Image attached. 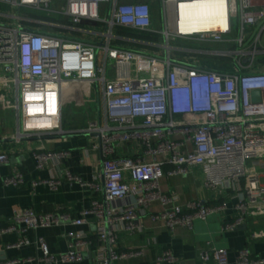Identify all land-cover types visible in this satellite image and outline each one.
Masks as SVG:
<instances>
[{
  "label": "built area",
  "instance_id": "2783aa9c",
  "mask_svg": "<svg viewBox=\"0 0 264 264\" xmlns=\"http://www.w3.org/2000/svg\"><path fill=\"white\" fill-rule=\"evenodd\" d=\"M155 1L162 13L161 30L153 26ZM186 1L190 0H0L5 7L0 9V104L12 106L18 114L19 127L12 139L86 134L97 138L92 147L101 154L100 170L91 182L68 170L63 177L41 182L53 190L64 180L89 188L93 195L89 209L77 216L19 209L0 223V235L65 224L95 227L92 236L82 230L68 232V249L60 254L52 253L45 238L37 237L34 244L40 255L26 261L82 264L90 255L92 264H116L142 257L145 245L124 248L118 234L144 233V217L169 231L192 230L195 222L207 221L226 208L225 203L201 201L181 206L176 193L163 191V178L186 176L194 166H200L208 189L245 190L235 206L237 215L223 224L222 232L235 231L249 215H264V70L255 62L264 54V0H225L227 29L191 34L180 33L174 23L177 9ZM234 20L237 36L232 37ZM118 27L160 34L165 53L116 44L139 42L118 35ZM180 40L218 47L190 49L179 45ZM191 54L229 60L219 64L226 68L217 69ZM99 85L104 122L91 121L82 130L64 129V107ZM254 92H259L258 101ZM130 142L142 146L143 157L116 156L117 143ZM32 155L42 169L69 153ZM158 156L166 160L159 161ZM8 161V154L0 152V164ZM4 183L23 184V176L16 173ZM154 203L162 210L150 212ZM261 238L264 229L251 234L252 240ZM30 244L20 239L7 249ZM198 259L230 264L229 251L219 247L203 249ZM178 262L173 249L163 247L153 264ZM236 263L264 264V256L253 257L243 248Z\"/></svg>",
  "mask_w": 264,
  "mask_h": 264
},
{
  "label": "crops",
  "instance_id": "0c3cea01",
  "mask_svg": "<svg viewBox=\"0 0 264 264\" xmlns=\"http://www.w3.org/2000/svg\"><path fill=\"white\" fill-rule=\"evenodd\" d=\"M158 10L160 18L159 15L155 16L153 10L155 30L163 29V18L159 4ZM151 34L153 39L149 36ZM149 35L146 34L141 38L130 37L139 42L115 41V43L122 44L127 48L150 52L158 51L160 54H164L165 50L160 46L164 43L162 36L155 32H151ZM182 42L187 41L180 40V43ZM181 46L188 48L182 44ZM191 48L194 49L195 46ZM173 53L178 54V51ZM191 56L199 58L201 55L191 54ZM208 65L216 68L212 62ZM108 75L110 77V73ZM94 120L102 123L105 120L101 85L88 91L85 98L70 100L63 109V128L66 130H82L88 126L89 122ZM18 127L19 117L15 109L12 106L4 108L0 104V152L9 156L7 163L0 164V223L5 224L19 209L32 208L39 213L67 212L73 216L79 215L82 210L89 209L93 196L89 188L64 180L57 190H53L41 182L50 178L63 177L65 170L79 176L85 182L93 181L94 176L100 170L101 161L100 151L92 147L97 138L77 133L17 141L12 139V136L17 133ZM41 151H66L69 155L63 158H55L44 168L39 169L36 167L32 154ZM116 156L121 158L143 157V148L137 142L117 143ZM145 159L151 161L152 158L145 156ZM157 160L164 161L166 156H158ZM165 167L168 168V166ZM16 173L22 174L24 183L6 185L4 179ZM202 177L200 166H194L191 168V173L186 176L163 178L161 187L165 192L176 193L178 204L181 206H185L191 201H201L204 204L214 206L225 203L226 208L211 216L207 221L195 222L192 230L177 227L174 231H169L162 223L153 222L149 217H144L142 220L145 227L144 233L134 235L118 234L119 243L124 248L145 245L147 248L144 256L117 261L116 264H153L157 254L163 247L173 249L179 258V262L176 264H217L213 260L206 263L199 261L198 256L205 248L219 247L227 249L230 264H237V254L243 248H248L253 257L264 256V238L251 239L253 232L264 229L263 214L249 215L245 222L233 232H222L221 230L225 222L232 221L237 215L235 206L239 202L240 196L245 194V190L242 189L239 192L214 191L203 185ZM34 182H38V184L34 185ZM100 194L102 195L101 192ZM128 201H132V199L121 201L119 205ZM161 210L162 206L159 203H154L149 208L150 212ZM80 230L89 232L91 236L95 234V227H76L65 224L36 232L26 231L0 235V261L21 260L16 264H38L36 261H26L40 255V251L34 244L37 237L45 238L50 251L54 254H60L68 249L67 233ZM20 239L29 240L31 244L20 249H7V245ZM90 259L91 256L87 255V260L82 264H92Z\"/></svg>",
  "mask_w": 264,
  "mask_h": 264
},
{
  "label": "bare ground",
  "instance_id": "6f19581e",
  "mask_svg": "<svg viewBox=\"0 0 264 264\" xmlns=\"http://www.w3.org/2000/svg\"><path fill=\"white\" fill-rule=\"evenodd\" d=\"M228 6L225 0H190L177 9L174 20L180 33L225 31L228 25Z\"/></svg>",
  "mask_w": 264,
  "mask_h": 264
},
{
  "label": "rangeland",
  "instance_id": "374dc122",
  "mask_svg": "<svg viewBox=\"0 0 264 264\" xmlns=\"http://www.w3.org/2000/svg\"><path fill=\"white\" fill-rule=\"evenodd\" d=\"M156 2V1H155ZM153 10H154V14H155V16H157V15H159V18H160V12H159V10H158V4L156 3L154 6H153ZM159 12V13H158ZM28 15H30V16H40L38 13H32V12H29L28 13ZM236 27H237V21L236 20H234V31L232 32V37H235V36H237V30H236ZM179 44H181L180 42H178ZM185 42H182V44L184 45V46H187L188 48H190V47H192V46H195V47H203V48H211V49H213V48H215V47H218V45H215V44H209V45H204L203 43L202 44H199V43H193V44H191V43H189V42H186L185 44H184ZM263 45H264V35H263ZM200 59H202V61L203 60H206L205 58H201V57H199ZM210 62H212V64L214 63V64H224V61L223 60H221L220 58H218V57H210L209 59H208ZM255 62L258 64V67L260 66L263 70H264V54H260L259 56H257L256 57V59H255Z\"/></svg>",
  "mask_w": 264,
  "mask_h": 264
},
{
  "label": "trees",
  "instance_id": "16d2710c",
  "mask_svg": "<svg viewBox=\"0 0 264 264\" xmlns=\"http://www.w3.org/2000/svg\"><path fill=\"white\" fill-rule=\"evenodd\" d=\"M157 2H154V4H153V6L156 4ZM158 4V3H157ZM0 9H5V7L4 6H0ZM152 14H153V12H152ZM116 33L118 34V35H123V36H128V37H136V38H141L142 36H144V35H146V34H148L149 35V33H151V32H140V31H134V30H131V29H126V28H122V27H118L117 29H116ZM150 36V38L151 39H153V36H152V34L151 35H149ZM186 43V42H185ZM184 43V44H185ZM189 43H191V42H189ZM182 44V43H181ZM180 44V45H181ZM191 44H193V43H191ZM183 45V44H182ZM203 58H205L206 60L204 61L206 64H210V61L208 60L210 57L209 56H206V55H201ZM200 56V57H201ZM221 60H223L224 62L225 61H228L229 59H221ZM215 66H216V68L218 69H224V68H226V66H220L219 64H215ZM218 66V67H217ZM211 67V66H210Z\"/></svg>",
  "mask_w": 264,
  "mask_h": 264
},
{
  "label": "water",
  "instance_id": "95a60500",
  "mask_svg": "<svg viewBox=\"0 0 264 264\" xmlns=\"http://www.w3.org/2000/svg\"><path fill=\"white\" fill-rule=\"evenodd\" d=\"M253 98L255 101H258L259 100V92H254L253 93Z\"/></svg>",
  "mask_w": 264,
  "mask_h": 264
}]
</instances>
